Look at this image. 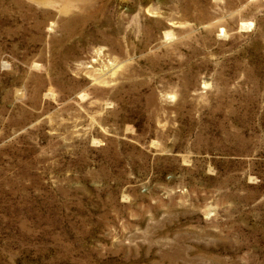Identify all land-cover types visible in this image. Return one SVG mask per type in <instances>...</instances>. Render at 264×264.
Instances as JSON below:
<instances>
[{"label": "rangeland", "instance_id": "374dc122", "mask_svg": "<svg viewBox=\"0 0 264 264\" xmlns=\"http://www.w3.org/2000/svg\"><path fill=\"white\" fill-rule=\"evenodd\" d=\"M0 264H264V0H0Z\"/></svg>", "mask_w": 264, "mask_h": 264}, {"label": "bare ground", "instance_id": "6f19581e", "mask_svg": "<svg viewBox=\"0 0 264 264\" xmlns=\"http://www.w3.org/2000/svg\"><path fill=\"white\" fill-rule=\"evenodd\" d=\"M167 35H169V34H167ZM100 53V52H99ZM100 56V55H99ZM95 62H97V61H95Z\"/></svg>", "mask_w": 264, "mask_h": 264}]
</instances>
